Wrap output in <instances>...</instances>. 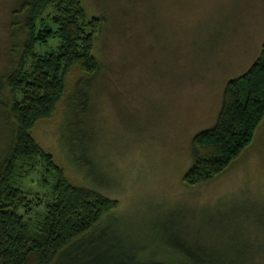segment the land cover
Here are the masks:
<instances>
[{
    "label": "rangeland",
    "instance_id": "rangeland-1",
    "mask_svg": "<svg viewBox=\"0 0 264 264\" xmlns=\"http://www.w3.org/2000/svg\"><path fill=\"white\" fill-rule=\"evenodd\" d=\"M80 1L88 18L104 19L94 52L99 70L68 73L65 97L38 121L35 141L73 185L117 201L102 221L116 224L142 258H155L147 262L209 264L219 256V264H264V117L222 172L185 184L195 133L212 126L226 84L262 54L264 0ZM13 5L0 0V78L17 55L8 37ZM53 10L43 8L39 21L55 28ZM59 41L52 34L37 49ZM78 84L87 89L79 96L86 110L74 119L68 100ZM0 95L1 160L11 125L1 105L10 97L3 88ZM31 161H18L7 185L15 212L36 234L54 179L40 156ZM103 230L113 232L97 233Z\"/></svg>",
    "mask_w": 264,
    "mask_h": 264
},
{
    "label": "trees",
    "instance_id": "trees-1",
    "mask_svg": "<svg viewBox=\"0 0 264 264\" xmlns=\"http://www.w3.org/2000/svg\"><path fill=\"white\" fill-rule=\"evenodd\" d=\"M13 2L8 37L17 55L13 68L0 78V88L10 97L8 103L2 99L1 105L5 120L11 125L9 142L0 160V264H164L147 262L155 258H142L141 253L129 246L133 240L128 242L117 233L116 224L102 221L117 201L69 182L53 155L32 136L38 121L48 119L65 97V84L72 69L78 68L90 76L98 72L94 52L104 19L88 18L80 0ZM49 4L54 8L50 18L55 28L46 25L44 19L39 21L40 11ZM52 34L60 39L58 46L39 51L37 46L46 43ZM77 87L78 96L71 94L68 100L74 119L78 112L86 110V96H79L87 89H81V84ZM263 117L264 47L247 73L226 84L212 126L195 133L194 162L185 184L205 182L222 172L252 142ZM38 156L54 182L46 191L50 200L45 223H40L35 234L15 212L7 178L18 161L32 163ZM45 181L47 184L48 180ZM103 227L113 232L97 233ZM222 260L219 256L212 257L209 264Z\"/></svg>",
    "mask_w": 264,
    "mask_h": 264
},
{
    "label": "crops",
    "instance_id": "crops-1",
    "mask_svg": "<svg viewBox=\"0 0 264 264\" xmlns=\"http://www.w3.org/2000/svg\"><path fill=\"white\" fill-rule=\"evenodd\" d=\"M221 101H222V94H221V99H220V103L218 104V106H217V115H218V113H219V110H220V107H221ZM217 118V117H216ZM216 120V119H215Z\"/></svg>",
    "mask_w": 264,
    "mask_h": 264
}]
</instances>
